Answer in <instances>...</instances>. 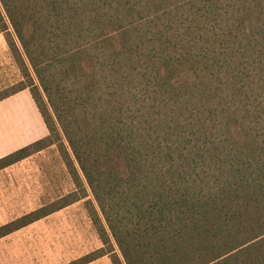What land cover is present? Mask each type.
Instances as JSON below:
<instances>
[{"label": "trees", "instance_id": "16d2710c", "mask_svg": "<svg viewBox=\"0 0 264 264\" xmlns=\"http://www.w3.org/2000/svg\"><path fill=\"white\" fill-rule=\"evenodd\" d=\"M1 32L0 101L28 89L47 134L0 169L62 135L74 189L0 237L88 188L103 246L68 264H264V0H0Z\"/></svg>", "mask_w": 264, "mask_h": 264}, {"label": "rangeland", "instance_id": "374dc122", "mask_svg": "<svg viewBox=\"0 0 264 264\" xmlns=\"http://www.w3.org/2000/svg\"><path fill=\"white\" fill-rule=\"evenodd\" d=\"M6 25L12 34L7 20ZM8 32L0 33V91L21 78L7 44ZM46 134L28 89L0 101V158ZM60 146L69 149L62 135L57 143L11 164L10 168H2L0 225L19 218L26 211L47 206L74 189ZM86 190L85 198L0 237V264H68L102 247L86 209V200L94 203L89 189ZM8 207L11 210L5 212ZM111 243L119 254L113 240ZM86 264L113 263L110 254H105Z\"/></svg>", "mask_w": 264, "mask_h": 264}, {"label": "crops", "instance_id": "0c3cea01", "mask_svg": "<svg viewBox=\"0 0 264 264\" xmlns=\"http://www.w3.org/2000/svg\"><path fill=\"white\" fill-rule=\"evenodd\" d=\"M6 99V98H5ZM26 159V158H25ZM22 160H24V159H22ZM21 160V161H22ZM14 164H12L11 166H13ZM10 165L9 166H7V167H5V168H10L11 167ZM5 168H3V169H5ZM3 169H0V171L1 170H3ZM2 208V205H1V203H0V209ZM11 209H9V207L5 210V212H9ZM3 211H2V209L0 210V213H2ZM32 212V211H31ZM27 213H30V211L28 212V211H26L25 213H24V215L25 214H27ZM21 217V216H20ZM12 220H14V218L13 219H11L10 221H12ZM10 221H8V222H10ZM7 222V223H8ZM34 222V221H33ZM33 222H31V223H29V224H27V225H32L33 224ZM4 224H6V223H4ZM4 224H1V225H4ZM0 225V226H1Z\"/></svg>", "mask_w": 264, "mask_h": 264}]
</instances>
